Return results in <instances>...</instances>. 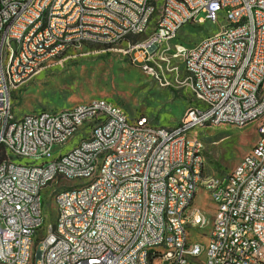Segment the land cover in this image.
Wrapping results in <instances>:
<instances>
[{
	"label": "built area",
	"instance_id": "1",
	"mask_svg": "<svg viewBox=\"0 0 264 264\" xmlns=\"http://www.w3.org/2000/svg\"><path fill=\"white\" fill-rule=\"evenodd\" d=\"M1 1L0 118L12 114L11 93L26 73H38L47 52L64 55L72 41L92 45L84 35L105 38L106 50L127 40L126 52L155 74L150 62L162 37L172 40L188 24H227L191 47H175L191 72L189 101L199 89L212 106L184 112L172 127L130 118L101 98L82 102L74 113L30 112L21 125L0 126L6 155L0 162V264H184L189 256L183 249L202 246L189 241V229L204 224L205 216L188 212L199 187L212 192L214 204L210 255L191 262L264 264V141L253 144L236 164L238 173H230L229 191L220 192L218 177L201 181L209 174L200 161L201 139L186 136V129L255 121L264 130V0ZM149 11H158V18L149 19ZM148 27H155L150 41L128 40ZM13 41H21V52H13ZM8 79L15 86L1 92ZM101 115H109V125L89 135L88 144L53 167H32L33 158H51L53 145L65 144L72 132L85 133ZM17 158L21 168H14ZM52 172L84 175L83 192L63 188L60 226L43 230L38 193ZM150 241L172 242V249L158 254L147 249Z\"/></svg>",
	"mask_w": 264,
	"mask_h": 264
},
{
	"label": "rangeland",
	"instance_id": "2",
	"mask_svg": "<svg viewBox=\"0 0 264 264\" xmlns=\"http://www.w3.org/2000/svg\"><path fill=\"white\" fill-rule=\"evenodd\" d=\"M157 17L158 11L151 19ZM226 24V20L222 19L219 23L205 22L182 27L172 40L162 42L154 50L150 64L155 74L147 73L141 67L142 62L134 60L126 52L127 40L109 47V50L96 44L71 47L11 93L12 110L16 116L38 111L67 110L82 102L101 98L121 107L130 118L143 116L154 126L172 127L185 112L190 95L185 83L187 73L175 47H191L218 30L219 25ZM151 29L146 28L135 42L147 39ZM258 123L261 121L241 127L218 125L191 130L190 136L198 135L203 144L205 173H209L204 175L222 176L232 172L257 141ZM90 132L91 128L86 129L85 133L77 132L66 146L53 145L51 158H33L32 163H47L67 154ZM14 163L21 164V160L17 158ZM57 180L55 178L41 191L44 226L53 222L57 214L53 188L57 185L68 188L84 182L65 178L59 182ZM209 199L208 192L199 187L188 209V212L198 211L205 216L201 228L189 229V241L197 242L202 247L207 243L214 213V204ZM199 260L201 256L193 261Z\"/></svg>",
	"mask_w": 264,
	"mask_h": 264
},
{
	"label": "bare ground",
	"instance_id": "3",
	"mask_svg": "<svg viewBox=\"0 0 264 264\" xmlns=\"http://www.w3.org/2000/svg\"><path fill=\"white\" fill-rule=\"evenodd\" d=\"M156 11H149V19L152 18ZM0 16H2V1L0 0ZM158 18V17H157ZM146 30V29H145ZM144 30V31H145ZM144 31H138L137 34L134 36L137 37L139 35H142ZM155 34V27H152L151 31L149 32V36L147 39L140 41L138 43H145L146 41H150L151 37ZM171 40V36H164L162 37L161 42L156 43L154 45V50L159 48V45L164 42ZM84 43H92L96 45H100L102 47H106V39L105 38H92V35H84ZM79 41H72L71 47L79 46ZM115 44H109V47L113 46ZM105 49V48H104ZM0 50H1V42H0ZM13 52H21V41H13ZM62 54V50H53L50 52H47V60L46 61H39L38 62V71L42 67H44L49 61L55 59L56 57L60 56ZM187 73V80H191V72ZM35 73H26L25 74V81L30 79ZM9 86H15V79H8V81H2L1 83V92H8ZM192 96H194V101L185 109V112H190L193 110H198L199 105L202 106H212V99L208 98V96L199 95V89H192ZM104 101V105H116L114 103ZM76 108H82V103L77 104L67 110H64L65 113H74L76 111ZM145 119V122H150L148 118L143 117ZM23 122V116L17 117L13 110L12 114L10 116H6L5 118H0V126H8L11 124L14 125H21ZM79 123H86V116H79ZM109 125V115H101V119H96L93 122L87 123L85 125V130L91 128L90 135H94L96 131H99L101 128H107ZM193 129H186V136H190V132ZM77 132H72L70 135V138L65 142V144H62V146H66V144L73 138V136ZM83 133V132H82ZM264 141V130H258V139L256 142H262ZM202 142V141H201ZM89 143V136L86 138H83L71 151H69L65 155H60L57 158H53L50 161H47V163L41 162V164H33L32 167H53L55 165V160H63L64 157L70 156L73 154L77 147L80 145H86ZM0 144H1V137H0ZM200 161L201 165H205V159L203 155V149L200 150ZM239 164V163H238ZM14 168H21V164L14 163ZM230 173H238V165L235 166V168ZM230 173L227 175H210V177H218L220 179V192H227L229 191V183H230ZM57 178L58 182L60 179H69V180H82L84 181V175L81 174H74V175H65L60 174V172H52L51 177L48 180H45L40 185V191L38 193V200H39V212H42V198H41V191L42 189L50 182H53V180ZM56 181V182H57ZM201 181H209V175L205 176L204 174H201ZM84 182H81L80 184H77L73 187V193H81L83 192V184ZM59 184V183H57ZM63 188H66L64 186H56L53 188V197L56 202L57 207V214L53 222L47 223L45 226L43 224L44 217L42 215V229L43 230H51V228H58L60 226V217H61V209L59 208V200L62 199L63 195ZM69 188V187H68ZM209 198L212 199V192H208ZM195 217H202V214L198 211H195ZM54 237L55 238H62V230L61 229H54ZM27 241H34V234H27ZM147 249L149 250H155V252H158V254H167V252H170L172 249V242H157V241H150L147 242ZM210 255V244H206L205 247H202L200 249L190 250V249H183V256H189L184 257V264H196L193 261L198 256H201V259H207Z\"/></svg>",
	"mask_w": 264,
	"mask_h": 264
},
{
	"label": "trees",
	"instance_id": "4",
	"mask_svg": "<svg viewBox=\"0 0 264 264\" xmlns=\"http://www.w3.org/2000/svg\"><path fill=\"white\" fill-rule=\"evenodd\" d=\"M128 40H131V42H135L136 37L135 36L134 37L133 36H129ZM91 46H93V45H91ZM5 158H6V155H5L4 147H3V145L0 144V162L2 160H4Z\"/></svg>",
	"mask_w": 264,
	"mask_h": 264
},
{
	"label": "crops",
	"instance_id": "5",
	"mask_svg": "<svg viewBox=\"0 0 264 264\" xmlns=\"http://www.w3.org/2000/svg\"><path fill=\"white\" fill-rule=\"evenodd\" d=\"M159 46H160V45H159ZM191 103H192V101H189V100H188L187 107H188ZM187 107H186V108H187ZM21 116H23V115H21ZM17 117H20V116H17ZM179 119H180V118H179Z\"/></svg>",
	"mask_w": 264,
	"mask_h": 264
}]
</instances>
